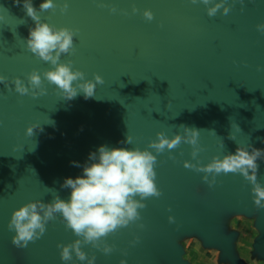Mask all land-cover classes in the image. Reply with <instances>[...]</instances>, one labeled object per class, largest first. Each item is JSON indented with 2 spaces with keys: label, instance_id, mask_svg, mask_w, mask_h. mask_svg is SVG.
<instances>
[{
  "label": "water",
  "instance_id": "water-1",
  "mask_svg": "<svg viewBox=\"0 0 264 264\" xmlns=\"http://www.w3.org/2000/svg\"><path fill=\"white\" fill-rule=\"evenodd\" d=\"M42 2L32 0L42 23L76 33L74 53L62 55L61 62L71 60L87 80L99 75L103 83L88 99L79 94L65 100L46 80L44 95L15 92L13 80L27 86L28 74L51 66L27 49L35 22L23 0H0V76L6 78L0 84V264L17 261L7 247L15 235L8 229L15 210L51 203L57 194L68 199L70 190L61 184L82 171L71 161L84 164L100 145L144 150L158 132L169 139L183 136L181 125L199 131L197 158L183 141L160 154L149 149L157 158L161 194L143 201L139 220L100 242L101 248L112 247L110 254L90 244L82 250L96 264H188L176 241L194 234L235 264L232 234L221 235L218 224L225 211L256 214L254 252L264 259V208L254 204L251 184L239 173H221L210 187L197 170L239 146L264 149V34L256 28L264 23V0H227L230 12L223 15L221 9L214 17L190 0H54L55 9L41 11ZM145 10L152 12L151 21L143 17ZM30 126L33 133L26 135ZM231 133L235 140L228 138ZM128 135L132 144L119 143ZM257 163L258 182L264 184V160ZM198 183L213 197L202 208L194 193ZM76 239L57 217L41 238L23 247V264H62L57 245ZM72 264H80L74 255Z\"/></svg>",
  "mask_w": 264,
  "mask_h": 264
},
{
  "label": "clouds",
  "instance_id": "clouds-1",
  "mask_svg": "<svg viewBox=\"0 0 264 264\" xmlns=\"http://www.w3.org/2000/svg\"><path fill=\"white\" fill-rule=\"evenodd\" d=\"M15 2L19 5L21 0ZM190 2L194 5H204L209 17L216 16L221 9L223 15L230 12V7L226 6L227 0L220 2L190 0ZM239 2L242 4L243 0ZM23 8L35 22V27L29 29L25 41L27 49L51 67L43 73L33 70L27 76V86L19 78L13 80L15 92L20 95L30 94L33 97L44 95L45 89L42 83L46 80L56 86L65 100H72L79 94H83L85 99L93 97L97 84L103 83L102 78L96 75L94 81L87 80L83 72L74 70L71 60L61 62L62 55L74 53L76 33L69 28H56L48 23H42L32 0H23ZM55 8L54 0H43L39 5L41 11ZM67 8L68 4L65 3L61 12L64 13ZM110 11L115 13L117 9L113 7ZM137 11L133 7L132 12ZM143 17L151 21L153 14L150 10H145ZM256 28L258 32L264 34V23L258 24ZM5 80V77L0 76V84H4ZM181 127L184 129L183 136L176 134L169 139L163 132H158L155 141L150 142L144 150L100 145L88 154L84 164L71 161L73 167L81 168L82 171L75 178L68 177L63 180L61 188L70 190L68 199H61L57 194L51 203L30 202L15 210L8 224L9 231L15 233L12 237L13 245L20 248L27 247L29 242H34L43 236L50 221L59 217L66 229L71 230L78 237L70 244L57 245L62 264H72L73 255L80 264H96V257H89L82 250V246L90 244L103 254H110L113 251L112 247L105 245L101 248L100 242L116 230L139 220V210L145 207L143 201L161 194L155 183L154 169L157 158L153 151L160 154L165 150L176 148L183 141L193 147L192 158H197L198 152L201 151L197 146L199 131L183 125ZM33 130L34 126L27 128L26 135H31ZM237 130L240 131L238 126ZM228 138L235 140L233 133ZM132 141L133 138L128 135L119 143L130 145ZM221 147H223L222 141ZM261 160H264V149L239 146L234 153L224 155L222 159L214 157L209 164L197 170L205 174L202 179L210 187L214 184L215 177L221 173H239L252 186L254 204L258 208H264V184L259 183L257 178L259 169L257 161ZM190 166L195 167L185 163V167ZM209 175L212 177L211 180ZM121 264L124 262L122 261Z\"/></svg>",
  "mask_w": 264,
  "mask_h": 264
},
{
  "label": "rangeland",
  "instance_id": "rangeland-1",
  "mask_svg": "<svg viewBox=\"0 0 264 264\" xmlns=\"http://www.w3.org/2000/svg\"><path fill=\"white\" fill-rule=\"evenodd\" d=\"M194 193L196 194L198 198V207L197 208H202L204 204H209L213 202V197H212V192L208 189V187L204 184L198 183L195 184V190ZM196 208V209H197ZM256 214L249 216L248 219L243 217L238 216L236 213H230V212H225L221 211L219 218H218V224H219V229H220V234L221 235H231V251L233 252V255H236L237 257L239 256L238 259L236 260L235 264H252L250 263L251 260H256L259 261L260 258H257L258 256L250 255V252L252 251L251 245L253 243L254 237H255V232H253V224L252 221L255 219ZM255 231V230H254ZM259 233V232H258ZM201 241V240H200ZM191 243V242H190ZM239 244L240 247L239 248ZM238 245V246H237ZM8 251L13 255L15 258L17 264H23L24 263V258H25V250L24 248L16 247L13 244H8ZM188 251L185 256L188 260H192V262L196 263L192 257L191 252L193 250H190L189 246H187ZM214 250H209L208 252H203L206 256L208 255L210 258L215 259L217 256L220 257L221 262L219 264H233L229 260L221 258V251L217 247H214ZM191 252V253H190ZM261 261V260H260ZM215 264V262H214ZM261 264V263H259Z\"/></svg>",
  "mask_w": 264,
  "mask_h": 264
},
{
  "label": "crops",
  "instance_id": "crops-1",
  "mask_svg": "<svg viewBox=\"0 0 264 264\" xmlns=\"http://www.w3.org/2000/svg\"><path fill=\"white\" fill-rule=\"evenodd\" d=\"M238 216H240V217H243L244 215H242V214H237ZM254 215V214H253ZM244 218H246V219H248L249 217H247V216H244ZM255 220H256V217H255V219L252 221V224H253V229L255 230H253V232H255V237H254V240H253V243H252V245H251V248H252V251L250 252V255H254L255 254V256H258L255 252H254V242H255V240H256V238L259 236V233H258V231H257V229L255 228ZM177 244L182 248V251H183V254H182V258L188 263V264H214V262H215V264H219V262H221V259H220V257L219 256H217L215 259H212V258H210L208 255L206 256L203 252H208L209 250H214V251H216L214 248H212V247H206L203 243H202V241H200V239L196 236V235H194V234H187V235H182V236H180V237H178V239H177ZM191 242V243H190ZM187 246H189V248H190V250H192L191 248H192V246H193V250L191 251V252H194V253H192L193 255H192V257H193V259L194 260H196L195 262L196 263H194V262H192V260H188L187 258H186V254H188L187 253V251H188V247ZM238 246V245H237ZM239 248H241L240 247V244H239ZM190 252V253H191ZM235 256V258H236V260H240V259H238L239 258V256L237 257L236 255H234ZM257 258H260L259 256L257 257ZM261 260V261H260ZM260 260L259 261H254V260H251V262L250 263H252V264H259V263H261V264H264V259H261L260 258ZM15 264H17V263H15ZM238 264V263H237ZM241 264V263H240ZM248 264V263H247Z\"/></svg>",
  "mask_w": 264,
  "mask_h": 264
}]
</instances>
